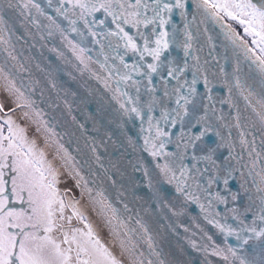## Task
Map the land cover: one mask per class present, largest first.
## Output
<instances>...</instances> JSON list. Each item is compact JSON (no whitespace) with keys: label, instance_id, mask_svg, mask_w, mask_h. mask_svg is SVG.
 Segmentation results:
<instances>
[{"label":"snow or ice","instance_id":"1","mask_svg":"<svg viewBox=\"0 0 264 264\" xmlns=\"http://www.w3.org/2000/svg\"><path fill=\"white\" fill-rule=\"evenodd\" d=\"M13 8L22 16L27 13L25 18H31L34 24L39 16L50 21L45 26L48 35L60 33L71 57L78 62L72 66L81 73L90 72L113 91V99L123 114L129 120L133 116L140 120L141 132L147 123L143 147L155 161L163 181L174 185L176 193L186 202L198 204L207 222L224 237L221 246L204 233L211 244L189 239L190 246L206 258H220L223 264H264V0H45L44 6L39 0H0V13ZM47 8L66 21L67 26L49 15ZM176 16L183 27L178 26ZM208 21L219 26L232 49V70L221 65L219 75L227 90L220 103L235 110L234 123H225L223 114L216 115L214 105L209 108L205 104L203 114H198L205 96L197 90L201 76L207 99H212L207 62L200 63L194 47L200 34L199 25ZM4 23L0 15V89L13 98L12 111L26 109L20 113L26 124L21 126L10 114L6 119L0 117V264H165L139 211L134 218L128 203L120 201L123 193L117 194L122 203L120 208L104 187H95V181L90 186L80 162L60 143L55 127L49 126L43 110L23 90L29 86L23 82L18 86L17 75L8 67V62H15L17 57L10 39L5 38ZM69 33H74L76 39H70ZM89 37L93 45H100L96 60L89 55L92 51L87 46ZM105 46L117 51V56L111 59L118 60V64L109 62ZM174 50H181L183 58L173 55ZM50 51L72 63L65 52L55 48ZM129 53L130 63L125 60ZM100 56L103 61L98 59ZM92 63H97L107 76L101 78L92 71ZM244 64L247 73L243 71ZM21 70L22 65L17 71ZM189 71L191 80L187 78ZM121 85L134 88L135 96L122 90ZM142 88L147 99L142 98ZM236 97L244 101V115ZM155 109H159V116L153 115ZM68 110L71 111L70 107ZM209 113L221 122L220 128L229 130L227 136L211 122ZM161 123L167 125V130ZM33 125L35 134L30 137L27 132ZM176 127L178 132L174 131ZM197 127L199 131H194ZM233 127L240 129V153L236 152V142L231 137ZM209 133L215 139L209 137L205 141ZM129 143L135 151L137 145L131 137ZM166 144H174L175 150L166 151ZM52 145L56 146L55 151L49 153L47 149ZM222 148L228 149V155L221 160L222 153L218 152ZM186 160L190 163H185ZM201 163L205 165L203 168ZM221 171L226 189L232 174L239 171V190L230 192L232 201L238 199L241 190L248 196L243 211L236 207L228 210L235 225L221 223L216 219L220 213L213 211L215 204L228 202L221 193L211 191ZM63 175L74 181L79 197L70 188H60ZM144 176L151 199L159 207L161 192L154 186L147 168ZM249 181L256 189L255 197L250 194ZM201 195L208 199L207 206L201 203ZM89 208L107 229L108 243L101 240L89 221L86 215ZM74 221L80 226H75ZM228 237H234L236 243L230 244ZM205 264L211 262L206 259Z\"/></svg>","mask_w":264,"mask_h":264},{"label":"water","instance_id":"2","mask_svg":"<svg viewBox=\"0 0 264 264\" xmlns=\"http://www.w3.org/2000/svg\"><path fill=\"white\" fill-rule=\"evenodd\" d=\"M39 2L44 6L45 0H39ZM46 11L56 18L62 26H67V22L61 17H57L51 8H47ZM0 15H3L5 21L3 25L6 32L5 38L10 39L14 55L17 57L15 62H8V67H12L13 73L17 75L18 86L21 82L29 86L23 90L36 102V106L43 110L44 118L49 122V126L55 127L59 134L60 143L80 162L82 174L89 180L90 186H93L92 182L95 181V187H104L106 194L117 207L122 208L120 201L128 203L134 218L136 212L139 211L140 217L143 218V222L153 238L157 251L160 252V259L164 260L165 264H205L206 259L211 264H223L220 258L215 256L206 258L203 253L195 251L190 246L189 239L196 240L198 244H211V241H207L204 237V233L212 236L213 241L221 246L224 243V237L216 227L207 222L205 213L201 212L198 204L186 202L182 195L176 193L174 185L166 184L163 181L158 169L155 168V161L143 147V136L148 135L147 123L145 122L144 125L145 131L141 132L140 120L135 116L129 120L128 116L123 114L119 104L113 99V91L106 89L102 81L96 79L90 72L81 73L72 66L78 62L71 57V53L65 47L59 32H54L52 36L48 35V28L45 26L49 25L50 21L45 17H37V23L34 24L31 18H25L27 13L22 16L14 8L5 9ZM191 19L192 17L189 16V20ZM175 20L179 27H183L178 16L175 17ZM199 20L200 17L197 16V22ZM205 29H207L206 32ZM192 30L195 32V26ZM199 30L200 34L194 43L197 50L195 55L199 57L202 65L207 62L205 67L208 69L207 75L212 89V99H207L208 94L205 91L201 76L197 83V90L204 93L205 96L200 101V113L198 114H203L205 104L209 105V108L214 105L216 115L223 114L225 123H234L235 110L229 108L226 103H220V100L227 94V90L219 75L221 65H225L228 71L232 70L234 64L232 49L227 46L218 25L208 21L199 25ZM97 31H101V29H97ZM68 35L70 39H76L74 33ZM104 43L107 45V41ZM87 46L92 49L89 55L93 57V60H96V53L100 51V45H93L89 37ZM52 48L65 52L72 63L59 58L56 52L50 51ZM122 51V49L119 50L121 53ZM104 52L109 55L110 63H119L118 60L111 59L117 56V51H110L105 46ZM173 55L183 58L181 50H174ZM130 57L131 53L125 56V60L129 63L131 62ZM98 59L103 61V56L98 57ZM189 63H192L191 59ZM21 65L23 70L17 71ZM90 67L101 78L107 76L106 72L100 70L97 63H92ZM242 67L243 71L247 73V65L244 64ZM187 78L191 80L190 71L187 73ZM53 83L56 84L55 88L52 87ZM111 86L114 90L116 87L114 81ZM121 88L128 91L133 97L135 96L134 88L126 89L124 85H121ZM141 94L143 99H147L143 95V88ZM236 101L241 114L244 115V101L239 97H236ZM17 110L22 112L26 109ZM159 114V109H155L153 115L159 116ZM209 115L211 122L220 128L221 122L211 116V113ZM73 117H75L74 120ZM241 123L243 124L244 121L242 120ZM33 127L35 128L34 125ZM161 127L167 130V125L161 123ZM174 131L178 132L179 127H176ZM194 131H199V127L195 128ZM220 131L225 136L229 134V130L226 128H220ZM239 131L240 129L235 127L231 129V137L236 142L237 153L241 151L238 143ZM256 135L259 136V133ZM129 137L137 145L135 151L129 143ZM209 137L215 139L214 135L209 133L204 138L205 141H208ZM259 144L260 141L257 139L258 149ZM50 148L54 152L56 146L52 145ZM93 148L95 152L92 151ZM165 150L174 151L175 145L166 144ZM220 153H222V160L224 156L228 155V149H219L218 154ZM245 160H247L246 154ZM185 163H190V160H186ZM232 163L235 164V161ZM204 166V163L200 164L201 168ZM145 168L148 169L154 186L161 192L159 207L157 202L151 199V191L146 187ZM239 175V171L232 174L226 189L221 171L220 179L212 186V192L221 193L228 201L226 204H215L213 208V211L220 213L216 219L221 223L235 225L236 222L232 219L233 214L228 210L236 207L243 211L245 202L248 200V196L242 190L236 201L231 199L230 192L239 190ZM113 181H115V185H113ZM248 187L251 188L250 194L255 197L256 189L252 188L251 181H249ZM118 192L123 193L120 201L117 200ZM201 203L206 206L208 204V199L204 198L203 195H201ZM246 215L248 220H251V214ZM185 228L188 229L187 232ZM202 237L204 238L202 239ZM228 242L230 244L236 243L234 237H228ZM143 247L146 250V245ZM155 259L153 257L154 261Z\"/></svg>","mask_w":264,"mask_h":264},{"label":"flooded vegetation","instance_id":"3","mask_svg":"<svg viewBox=\"0 0 264 264\" xmlns=\"http://www.w3.org/2000/svg\"><path fill=\"white\" fill-rule=\"evenodd\" d=\"M6 100H9V103H10V105L9 106H7V102H6ZM0 103H2L3 104V113H0V117H2L3 118V116H5V115H8V114H10V115H12V118L14 119V120H16V122L17 123H23V120L20 118V111H18L17 109L15 110V111H12V109L14 108V104H13V99H12V97H10L9 95H8V93L5 91V94L3 93V91H0ZM8 111V112H7ZM0 122H2V120H0ZM32 128H33V132H32V134L34 135L35 134V128L32 126ZM5 134H7V127L5 126ZM40 143L43 145V140L41 139L40 140ZM51 158V156L49 157V159ZM58 162V161H57ZM61 188V187H60ZM63 188H70V189H72V191H74L75 190V192L77 193V194H79V190L78 189H76L75 188V186L73 185V188L72 187H63ZM63 188H61V189H63ZM74 194V193H73ZM77 197H79V195H76ZM88 212L91 214V209L89 208L87 211H86V215L88 214ZM93 213V212H92ZM97 218H98V216H96V215H94V213H93V215H92V217L89 219V221L93 224V226L97 229V228H99V225H98V220H99V218H98V220H97ZM100 221V220H99ZM101 222V221H100ZM101 224H102V222H101ZM74 225H75V221H74ZM75 226H80V225H75ZM105 230L107 231V229L105 228ZM105 230H99V231H97L98 232V234H99V236L100 235H103V237L102 236H100V238H101V240L103 241V242H105L106 243V241L108 242V240H109V237H108V231L106 232Z\"/></svg>","mask_w":264,"mask_h":264},{"label":"rangeland","instance_id":"4","mask_svg":"<svg viewBox=\"0 0 264 264\" xmlns=\"http://www.w3.org/2000/svg\"><path fill=\"white\" fill-rule=\"evenodd\" d=\"M235 27H237L236 25H234ZM237 31H239V32H241L242 33V29H240L239 28V26L237 27ZM0 91H3V93L5 94V91L4 90H2V89H0ZM6 102H7V106H9L10 105V103H9V100H6ZM8 112V111H7ZM12 116V115H11ZM7 118V115H5V116H3V119H6ZM23 120V119H22ZM21 124V123H20ZM25 124H26V121H24L23 120V123L21 124V126H25ZM32 132H33V128H32V126H30L29 128H28V132H27V134L31 137V136H33V134H32ZM41 144V143H40ZM41 146H43L42 144H41ZM47 151L49 152V153H52L53 151H52V149L51 148H49V149H47ZM51 155H49V157H50ZM51 159V158H50ZM57 163H59V162H57ZM73 185H74V183H73V181H72V179L71 178H69L67 175H63V176H61V183H60V187L61 188H63V187H72L73 188ZM73 193L75 194V195H79V194H77L76 192H75V190L73 191ZM92 215H93V213L91 212V214L88 212V214H87V216H88V218L90 219L91 217H92ZM95 215V214H94ZM97 220H98V218H97ZM100 220V219H99ZM98 220V225H99V228H97L96 230L97 231H99V230H105V227L103 226V224H101V222ZM106 231V230H105ZM107 232V231H106ZM100 236H102L103 237V235H100ZM106 243H108L107 241H106Z\"/></svg>","mask_w":264,"mask_h":264},{"label":"trees","instance_id":"5","mask_svg":"<svg viewBox=\"0 0 264 264\" xmlns=\"http://www.w3.org/2000/svg\"><path fill=\"white\" fill-rule=\"evenodd\" d=\"M237 26V25H236ZM238 27V26H237Z\"/></svg>","mask_w":264,"mask_h":264}]
</instances>
